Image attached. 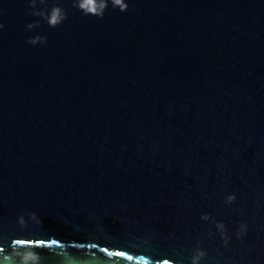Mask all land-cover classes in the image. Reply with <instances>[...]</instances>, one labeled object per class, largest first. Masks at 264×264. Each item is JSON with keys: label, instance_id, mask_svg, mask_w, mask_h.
<instances>
[{"label": "water", "instance_id": "1", "mask_svg": "<svg viewBox=\"0 0 264 264\" xmlns=\"http://www.w3.org/2000/svg\"><path fill=\"white\" fill-rule=\"evenodd\" d=\"M125 2L0 0V264H264V0Z\"/></svg>", "mask_w": 264, "mask_h": 264}, {"label": "clouds", "instance_id": "2", "mask_svg": "<svg viewBox=\"0 0 264 264\" xmlns=\"http://www.w3.org/2000/svg\"><path fill=\"white\" fill-rule=\"evenodd\" d=\"M41 4L45 3V0H39ZM37 0H31L30 7L35 9L36 8ZM111 5L114 8H119L120 11H126L128 5L126 4L125 0H110ZM109 4V0H74V7L78 8L84 15H93L96 17H102L105 10L107 9ZM35 16L41 17L45 19L50 27H57L59 26L65 19L66 13L64 9L59 6H53L47 12L45 11H34L32 13ZM33 24H28L27 28H33ZM2 27V25H0ZM45 40L44 37L39 35L35 36L34 38H29L28 43L32 45H36L37 43H43ZM235 200L234 195H230L227 198V203H231ZM32 216L36 217L35 214ZM205 221L209 219L208 215H204L202 217ZM218 229L224 230L225 226L223 223L217 224ZM205 253L201 251L199 256H195L193 258V264H198L201 257H203ZM41 256L38 253H31L22 257L21 264H40Z\"/></svg>", "mask_w": 264, "mask_h": 264}]
</instances>
